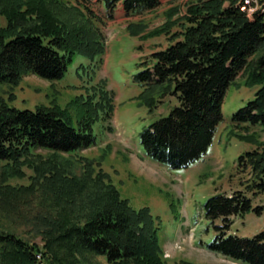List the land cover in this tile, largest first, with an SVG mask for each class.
<instances>
[{
    "label": "trees",
    "instance_id": "16d2710c",
    "mask_svg": "<svg viewBox=\"0 0 264 264\" xmlns=\"http://www.w3.org/2000/svg\"><path fill=\"white\" fill-rule=\"evenodd\" d=\"M104 2L110 13L122 4L132 14L153 11L162 0ZM236 4L237 0H194L184 9L170 7L165 22L142 36L148 40L165 35L169 42L142 62L134 76L146 90L158 92L160 100L145 98L143 104L153 111L166 97L177 103L144 127L139 140L154 161L170 169L189 168L213 144L225 119L226 94L243 73L245 86L257 90L231 122L237 139L254 146L237 159L238 169L249 179L243 190L217 194L204 203L205 217L217 232L207 247L243 264H264V231L253 237L230 233L235 217L262 213L249 195L264 194V6L249 18ZM96 31L87 17L63 0H0V85L17 87L29 74L50 82L63 79L89 35L104 44ZM14 99L13 92L7 99L0 94L3 168L26 164L40 156L38 150L54 158L97 144L91 114L76 120L72 114V107L78 109L83 100L75 99L65 108L20 110L9 104ZM96 103L104 109L103 116H111L108 92L101 93ZM15 173L24 176L19 167ZM39 174L56 197L54 211L41 221L43 246L30 244L14 232H0V264H84L91 256L103 257L108 264H166L162 220L148 206L133 207L109 174L98 171L93 176L89 171L79 176L49 165ZM171 207L178 214L175 203Z\"/></svg>",
    "mask_w": 264,
    "mask_h": 264
},
{
    "label": "rangeland",
    "instance_id": "374dc122",
    "mask_svg": "<svg viewBox=\"0 0 264 264\" xmlns=\"http://www.w3.org/2000/svg\"><path fill=\"white\" fill-rule=\"evenodd\" d=\"M191 1L194 0H162L153 11L127 14L122 4L110 13L104 0H63V4L76 7L82 17L91 21L104 44L89 35L81 42L63 79L50 82L29 74L17 87L0 85V94L7 99L13 92L15 99L9 104L20 110L51 105L65 108L75 99L83 100L78 109L72 107V114L75 120L81 114H91L95 119L97 144L54 158L49 152L38 150L39 157L9 168H3L5 163H1L0 232H14L30 244L43 246L41 221L56 207V197H52L45 178H39L43 166L61 167L79 176L89 171L95 176L103 171L133 207L148 206L160 217L166 264H242L208 249L217 232L205 217L203 206L214 194L232 195L243 190L249 179V174L238 169L237 159L254 146L237 139L231 117L254 99L257 88L245 86L243 73L237 76L236 85L226 94L225 119L217 128L213 144L187 169H170L147 157L139 140L144 127L166 115L177 103L173 97H166L156 103L153 111L143 104L152 97L160 100L158 92L154 88L146 90L134 81V76L142 62L167 48L169 42L165 35L148 40L142 36L165 22L170 7L184 9ZM133 30L138 33L132 34ZM97 34L96 38H100ZM103 92H108L112 100L110 117L103 116L104 109L96 103ZM90 96L95 100L88 101ZM17 167L24 176L15 173ZM249 196L262 213L235 217L231 234L253 237L264 231V194ZM171 203H175L178 214ZM84 264L108 263L103 257L91 256Z\"/></svg>",
    "mask_w": 264,
    "mask_h": 264
},
{
    "label": "built area",
    "instance_id": "2783aa9c",
    "mask_svg": "<svg viewBox=\"0 0 264 264\" xmlns=\"http://www.w3.org/2000/svg\"><path fill=\"white\" fill-rule=\"evenodd\" d=\"M237 6L241 8L249 18L260 12V6H264V0H238ZM40 257V255H38Z\"/></svg>",
    "mask_w": 264,
    "mask_h": 264
}]
</instances>
